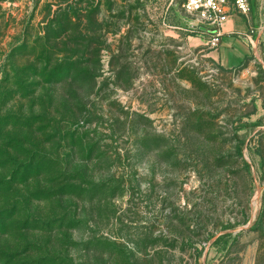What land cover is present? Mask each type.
I'll use <instances>...</instances> for the list:
<instances>
[{"label": "rangeland", "instance_id": "1", "mask_svg": "<svg viewBox=\"0 0 264 264\" xmlns=\"http://www.w3.org/2000/svg\"><path fill=\"white\" fill-rule=\"evenodd\" d=\"M184 3L0 0V264H264V0Z\"/></svg>", "mask_w": 264, "mask_h": 264}, {"label": "crops", "instance_id": "2", "mask_svg": "<svg viewBox=\"0 0 264 264\" xmlns=\"http://www.w3.org/2000/svg\"><path fill=\"white\" fill-rule=\"evenodd\" d=\"M238 16L242 15L233 14L230 16L223 29L219 47L212 50L211 53L213 60L228 70L239 68L246 64L251 57L259 55V52H255V48L260 43L261 36L256 38L251 36L250 33L254 34L251 24L248 20L243 22ZM249 39L254 45L252 48Z\"/></svg>", "mask_w": 264, "mask_h": 264}, {"label": "built area", "instance_id": "3", "mask_svg": "<svg viewBox=\"0 0 264 264\" xmlns=\"http://www.w3.org/2000/svg\"><path fill=\"white\" fill-rule=\"evenodd\" d=\"M184 8L190 14L198 16L209 27L208 32L203 31L209 34L208 44L210 49L214 50L220 45L223 29L231 15L239 14L248 17L251 0H185ZM249 42L253 47L250 39Z\"/></svg>", "mask_w": 264, "mask_h": 264}, {"label": "trees", "instance_id": "4", "mask_svg": "<svg viewBox=\"0 0 264 264\" xmlns=\"http://www.w3.org/2000/svg\"><path fill=\"white\" fill-rule=\"evenodd\" d=\"M195 35H196V32H192V33H191V36H195Z\"/></svg>", "mask_w": 264, "mask_h": 264}]
</instances>
